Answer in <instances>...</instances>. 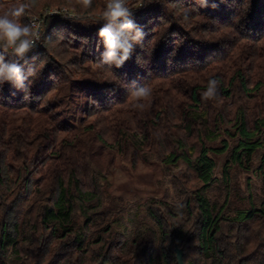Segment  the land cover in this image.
Returning a JSON list of instances; mask_svg holds the SVG:
<instances>
[{
    "label": "trees",
    "instance_id": "trees-1",
    "mask_svg": "<svg viewBox=\"0 0 264 264\" xmlns=\"http://www.w3.org/2000/svg\"><path fill=\"white\" fill-rule=\"evenodd\" d=\"M21 2L0 0V13ZM28 2L24 23L50 6L90 15L107 0L87 10L80 0ZM216 3L147 0L146 10H133L146 35L120 68L99 63L100 23L46 18L42 48L27 56L35 68L29 91L0 86V264H179L176 248L184 264H264V0H237L231 10L233 0ZM62 24L67 40L49 39ZM212 32L234 38L214 41ZM60 43L91 77L81 69L74 77ZM227 55L235 61L218 63ZM212 77L219 95L204 101ZM163 81L158 105L143 101L156 113L146 119L130 89ZM118 107L126 121L109 140L111 127H98ZM167 117L174 121L160 147ZM114 153L133 167L157 163L159 197L117 192ZM180 166L190 183L167 173Z\"/></svg>",
    "mask_w": 264,
    "mask_h": 264
},
{
    "label": "clouds",
    "instance_id": "clouds-1",
    "mask_svg": "<svg viewBox=\"0 0 264 264\" xmlns=\"http://www.w3.org/2000/svg\"><path fill=\"white\" fill-rule=\"evenodd\" d=\"M81 6L87 10L92 7L93 0H80ZM201 7L216 8V0H199ZM31 8L28 0L19 5L10 7L0 13V86L11 84L15 89L28 92L30 81L35 76V68L28 65L27 56L40 39L37 21L22 22ZM134 12L129 6V0H107L98 17V38L103 45L99 63L101 65L122 67L132 58L135 49L142 44L145 32L134 19ZM190 12L185 9L183 19L189 20ZM135 85L136 81H132ZM220 80L216 77L209 78L206 90L202 93V100L209 101L218 98ZM152 94L148 85L134 86L130 95L136 98L134 108L143 110V101Z\"/></svg>",
    "mask_w": 264,
    "mask_h": 264
},
{
    "label": "rangeland",
    "instance_id": "rangeland-1",
    "mask_svg": "<svg viewBox=\"0 0 264 264\" xmlns=\"http://www.w3.org/2000/svg\"><path fill=\"white\" fill-rule=\"evenodd\" d=\"M232 3V0H226L227 3ZM235 2L234 7L229 8V10L231 9H235L236 5H237V0H233ZM246 1H254V0H246ZM146 2L147 0H129V6L132 10L134 11H138L139 8H143L144 10H146L145 6H146ZM49 8H66L68 9L70 12H72V15L69 14H60L59 16H68V17H77L78 14L76 13V11L70 9L67 6H50ZM103 8V7H102ZM222 8V7H221ZM219 8V9H221ZM225 8H228V6H225ZM103 9H100L98 11H96L93 14L90 15H80V17L78 19H83V22H87L89 24H87V26H89L90 28L94 27V24L97 22L96 21V17H98L100 15V13L102 12ZM228 12V9H226ZM46 11V9L42 10L41 13L32 15L30 18V22L32 21V19L36 16L40 17L42 20V30H41V34H40V39L37 41V46L33 49V50H40L43 46L42 43V36H43V30H44V24L46 21V18L50 17V14H44ZM221 12V10H220ZM241 13V11H240ZM244 13V12H243ZM65 30L64 31H58V32H53V34L51 35V37L49 39H55L57 37V39L63 40L65 39V41L67 40L66 36H67V28L65 27V24L61 25ZM213 34L216 35V33H213L210 35L211 38H213L214 41H217L219 39L225 40L228 39V37H230L231 35H216L217 37H213ZM234 36H231V39H233ZM60 41L56 42L59 44ZM57 44V49L60 52L61 50H63L64 54L66 55L67 58V62L69 63L68 67L71 68L74 71V77H76V72L78 70L81 69V72L83 71V73H81L80 77L83 78H88L91 77V73L86 70L88 68L87 64L83 67V66H76L73 65L72 63V55L69 53H65L64 49H70V47H68V45L66 46L63 43H60L61 45ZM52 45V44H51ZM224 53V51H223ZM221 57H223V55L221 54ZM238 59V58H237ZM71 61V62H70ZM235 58L230 57L229 55H227V57H225L224 60H219L218 63L224 64V65H230V62H234ZM92 67L97 68L98 67L91 65ZM86 68V69H85ZM204 70V68L202 69ZM155 71V70H154ZM159 71V70H158ZM198 72V73H197ZM203 71H199L198 68H195L194 70V74H202ZM188 77V76H187ZM113 80V79H112ZM190 78H187V81H181L179 83L176 84V86H179L178 88H182V84H184L185 82H187V84H189ZM164 85V81L160 84V83H155L154 85H151V91L152 94L150 97H148L147 99L144 100V102L149 101L151 106H154L155 104L158 105V101H159V97L160 94H162L163 91H159L158 89ZM167 86V85H165ZM241 97V95H239ZM175 104L178 103V101H180L182 98V96L180 94H177L175 96ZM241 100H243V97L241 98ZM131 101H133L134 103L136 102V98H133ZM89 102V101H88ZM87 102V103H88ZM226 103H224V101H222V108H225ZM224 106V107H223ZM122 107H118L117 109L113 110L112 113L110 115H112V117H108V122H104L103 124L99 125V130H101L102 132H109L108 129L109 127H111V135L109 136L107 134V138H109V140H114V136L116 134V130L118 129L119 125H122L126 119H123L125 116H123L125 114V110L121 111ZM227 108V107H226ZM231 108V107H230ZM145 109V108H144ZM231 110V109H229ZM145 116L146 119L147 118H152L153 116H156L155 112L152 113L151 110H142L141 111ZM151 115V117L149 116ZM113 117H115V119H113ZM174 121V118L170 117V119L165 118V120H162L161 122H167L166 127L163 128L164 133H162V137L160 138V140H158V145L160 146L162 145L164 135L167 134L168 132V127H171L172 121ZM122 123V124H119ZM125 125V124H124ZM124 127V126H123ZM173 127V126H172ZM107 130V131H106ZM161 133V131H159ZM170 135V131L168 132V136ZM115 157H111L112 160L114 159L113 162V172L112 175H110V179L113 180V187L117 190V192H119L120 194H127V193H135L138 192L140 195H143L145 197H159V194L162 193V187L160 186L159 182L161 181V179L164 177V171L163 169H161V167L157 164V163H153L150 161L145 162L144 160H139L135 165V167L132 166V162H130L128 159H125L124 157H121L119 154L114 153ZM104 161V158H101ZM221 160L222 158L219 159V164L217 167V174L219 175V171H220V167H221ZM167 173L171 174L172 176H175L176 178L180 179L182 182H189L190 178L192 177V175L187 171V169L184 166H180V167H174L171 168L169 171H167ZM246 178V174L242 173L240 175V182L241 185H243L244 183V179ZM190 183V182H189ZM214 198H218L217 194L214 193Z\"/></svg>",
    "mask_w": 264,
    "mask_h": 264
},
{
    "label": "built area",
    "instance_id": "built-area-1",
    "mask_svg": "<svg viewBox=\"0 0 264 264\" xmlns=\"http://www.w3.org/2000/svg\"><path fill=\"white\" fill-rule=\"evenodd\" d=\"M45 13L44 14H50L51 16L52 15H60V14H69V15H72L73 13L70 12L68 9L66 8H62V9H59V8H47L46 11H44ZM33 20H36L37 21V29L39 31V33L41 34V30H42V20L40 17L36 16L32 19ZM31 21V22H32Z\"/></svg>",
    "mask_w": 264,
    "mask_h": 264
},
{
    "label": "water",
    "instance_id": "water-1",
    "mask_svg": "<svg viewBox=\"0 0 264 264\" xmlns=\"http://www.w3.org/2000/svg\"><path fill=\"white\" fill-rule=\"evenodd\" d=\"M176 252H177V260L179 264H184V260H183V249L182 248H176Z\"/></svg>",
    "mask_w": 264,
    "mask_h": 264
}]
</instances>
